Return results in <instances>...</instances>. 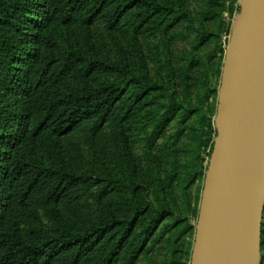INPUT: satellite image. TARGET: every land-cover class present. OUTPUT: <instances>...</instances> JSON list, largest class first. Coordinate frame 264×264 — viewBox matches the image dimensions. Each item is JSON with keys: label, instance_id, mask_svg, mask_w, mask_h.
<instances>
[{"label": "trees", "instance_id": "obj_1", "mask_svg": "<svg viewBox=\"0 0 264 264\" xmlns=\"http://www.w3.org/2000/svg\"><path fill=\"white\" fill-rule=\"evenodd\" d=\"M234 1L208 0L199 45L223 41ZM38 8L44 12L38 34L25 36L28 15ZM98 25L116 44L119 34L131 35L133 42L146 33L181 41L187 35L180 28L198 32L188 0H44L41 7L38 0H0V145L6 147L0 154V264H137L152 260L162 247L171 253L167 264H177L185 248L187 219L146 198L150 172L140 170L128 132L157 151L161 165L170 163L167 182L192 187L207 171L201 150L212 155L216 131L203 111L178 97L174 73L166 77L167 53L154 74L144 61L138 71L126 58L105 59L91 39ZM25 37L37 39L38 46L18 70L16 63L28 52ZM212 59L204 67L193 57L187 76L201 65L198 70L223 67L222 60L215 66ZM121 112L127 124L121 132L122 175L105 177L89 163L77 168L65 143L88 126L95 136ZM174 123L177 133L158 147ZM187 141L196 146L184 159ZM158 171L153 166L151 178L159 183ZM100 186L92 205L90 192ZM262 217L264 264V212Z\"/></svg>", "mask_w": 264, "mask_h": 264}, {"label": "rangeland", "instance_id": "obj_2", "mask_svg": "<svg viewBox=\"0 0 264 264\" xmlns=\"http://www.w3.org/2000/svg\"><path fill=\"white\" fill-rule=\"evenodd\" d=\"M242 1L243 0L234 1L236 11L233 15L226 13L225 19L229 33L225 28V32H223V41L220 43L214 40V42L199 45L200 32L203 31L201 12L206 9L208 0H188L198 32L189 34V31L186 28H180L178 32L187 35L186 38L181 41L172 39L170 34L162 36L161 33H146L138 37V42H133V40H131L132 37H130L131 35L119 34L118 40L120 44H116L112 38L108 36L101 25H98L92 30L91 39L94 41L96 48L100 50L102 55H104L105 59L122 62V60L126 58L131 67L138 71L141 70L142 62L144 61L151 74H154L156 65H159L158 60L165 61L164 54L167 53L170 56L169 61L171 63V69L170 67L165 68V72L166 75L171 72L174 73L176 83L175 92L184 103L191 102L192 104H195L201 111H203V114L208 116V119L212 122L213 130L216 131L217 139V114L224 63L231 43L232 34L242 9ZM38 3L41 7L44 0H38ZM43 19L44 12L42 8H38L29 14L27 22L25 23V29L23 30L26 34L25 36L32 37L33 35H37L39 24L43 23ZM211 28L212 30L217 31L216 25H212ZM22 46L25 50H28V52L16 63L15 68L18 70H22L24 64L30 60L33 50L38 46V40L25 37ZM221 48L224 49L223 53L220 51ZM214 54H216L217 57L215 56L212 59ZM193 57L200 60L204 67L209 64L210 59H212L215 66L216 63H220L222 60L223 67L221 69L213 67L207 71L203 67L202 70H198L202 66L201 65L191 73V77H188L187 62L191 61ZM166 77L168 79L169 75ZM206 95H208V98H205ZM118 114L119 117L116 119H114V117L111 118L95 136H93L91 132L92 126H88L86 129H81L76 132L74 137L65 143V149L71 161L77 168L85 169L89 163L105 177L115 174L122 175L123 170H120V159H122L121 151H123L124 145L121 143V132L122 129L127 128V124L126 122L120 121L123 112ZM205 126L207 127V125ZM178 127L179 125L174 123L168 129L158 147L162 146L170 136L176 134ZM206 130L209 131V128H206ZM128 135L133 143L132 150L134 158L136 159L137 164H140V170H143L146 173L150 172L147 173L148 184L144 181V186L147 189L146 198L155 206L169 205L171 209L179 212L183 218L187 219L185 220L184 226L187 228L189 227L190 229L189 233L186 234L184 238L185 244L183 247H185V251L183 249V251L177 255V257H179L177 264H192L203 190L212 155L209 157V150L204 147L202 148L201 151L204 155L202 165L204 170L207 169V171H205L204 176L197 180L194 186L186 187L185 184H170L167 182L168 180H166L167 175L171 171L169 170L170 163L165 161L164 164L161 165L160 161H156V158H158V155H156L157 151H149L143 141L141 142L135 139L134 132H128ZM192 146L195 147L196 144L192 145L188 141L182 145L181 149L183 151L182 154L184 155V159H187L185 156L187 154V149ZM5 148L6 147L2 144L0 145L1 155H4ZM184 159H182V162H184ZM4 165L5 157L0 158V167H4ZM153 166L159 169L158 179L161 181L159 183L151 178ZM163 182L165 184H162ZM161 187L163 188L162 190H160ZM100 192L101 186L94 188L90 192L92 195L88 201L92 205L97 204L98 199L96 195ZM263 210L264 209H262V213L264 212ZM192 216L195 217V222H192ZM262 224L263 217L261 216L259 240H261ZM176 246H182L181 241H179ZM156 253L157 256L154 254L155 258L153 255L152 260L144 257L140 259L137 264H167L168 259L171 257V253L168 249L162 247ZM258 264H261L259 259Z\"/></svg>", "mask_w": 264, "mask_h": 264}, {"label": "water", "instance_id": "obj_3", "mask_svg": "<svg viewBox=\"0 0 264 264\" xmlns=\"http://www.w3.org/2000/svg\"><path fill=\"white\" fill-rule=\"evenodd\" d=\"M217 123L192 264H232L249 137L258 124L264 126V0L242 1L224 63ZM263 204L264 176L256 264Z\"/></svg>", "mask_w": 264, "mask_h": 264}, {"label": "bare ground", "instance_id": "obj_4", "mask_svg": "<svg viewBox=\"0 0 264 264\" xmlns=\"http://www.w3.org/2000/svg\"><path fill=\"white\" fill-rule=\"evenodd\" d=\"M249 158L237 217L232 264H256L258 213L264 176V126L258 124L249 137Z\"/></svg>", "mask_w": 264, "mask_h": 264}]
</instances>
